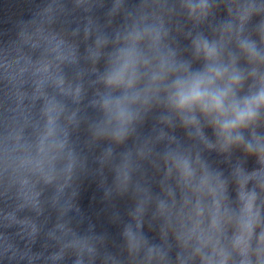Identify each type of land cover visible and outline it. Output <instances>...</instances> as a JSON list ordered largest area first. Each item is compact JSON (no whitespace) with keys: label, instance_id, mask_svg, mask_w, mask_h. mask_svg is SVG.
<instances>
[{"label":"clouds","instance_id":"1","mask_svg":"<svg viewBox=\"0 0 264 264\" xmlns=\"http://www.w3.org/2000/svg\"><path fill=\"white\" fill-rule=\"evenodd\" d=\"M5 11L0 264H264V0Z\"/></svg>","mask_w":264,"mask_h":264},{"label":"water","instance_id":"2","mask_svg":"<svg viewBox=\"0 0 264 264\" xmlns=\"http://www.w3.org/2000/svg\"><path fill=\"white\" fill-rule=\"evenodd\" d=\"M213 158H214V157H213ZM251 166H252V162L249 161V167H251ZM95 188H96V187H95ZM96 192H97V191H96ZM97 196H98V200H99V196H100V193H99V192H97ZM105 226H106V228H108L109 231L115 233V231H116L115 228H110L106 223H105ZM148 235H149V236H152L153 233H150V232H149Z\"/></svg>","mask_w":264,"mask_h":264}]
</instances>
